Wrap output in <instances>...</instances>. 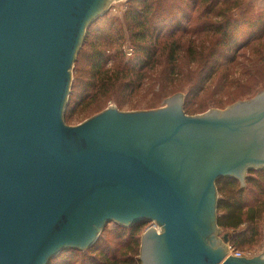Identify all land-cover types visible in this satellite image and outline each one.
Returning <instances> with one entry per match:
<instances>
[{
  "label": "water",
  "instance_id": "1",
  "mask_svg": "<svg viewBox=\"0 0 264 264\" xmlns=\"http://www.w3.org/2000/svg\"><path fill=\"white\" fill-rule=\"evenodd\" d=\"M110 1L0 0V264L86 250L112 221L160 225L142 236L143 264H264L202 238L219 229L217 180L264 169V91L197 116L178 94L64 124L77 47Z\"/></svg>",
  "mask_w": 264,
  "mask_h": 264
},
{
  "label": "rangeland",
  "instance_id": "2",
  "mask_svg": "<svg viewBox=\"0 0 264 264\" xmlns=\"http://www.w3.org/2000/svg\"><path fill=\"white\" fill-rule=\"evenodd\" d=\"M128 1L111 0L106 13L100 18V23L109 22V24L113 23L116 28H122L120 37L115 34L111 35L113 49L107 53L109 61L105 67L106 70L115 67L114 53L119 51V57L124 61L131 60L134 55V48L124 24ZM211 1L202 0L195 5L191 0H158L159 9L163 12L162 19L165 22L161 25L164 30L160 44L163 52L145 77L138 79L140 85L133 90L130 88L125 91L126 86L124 85L128 84L130 78L123 76L124 82L118 84L115 90L109 93L105 90L97 98L77 104L74 98L70 97V93L72 84L77 83L78 73L75 61L80 59L78 56L84 44L87 28L85 36L81 37L76 59L69 71V88L65 99L67 105L62 115L64 124L68 127H76L112 108L122 112L161 109L166 107L169 99L178 94L182 95L184 107L188 90L197 83H203L201 85L204 87L202 92L196 94L197 97L191 100L192 109L186 113L190 116L203 115L214 110L224 111L264 91V31L263 34L257 31L259 26L264 25V0H214L212 4ZM227 21L230 22V26L232 23L237 24L238 28L229 33L226 31L227 28L229 30L226 25ZM246 21L254 27L248 28L249 23ZM175 27H177L175 37H169L167 33ZM219 28H222L227 35L224 36ZM230 39L235 42L232 48L229 46ZM104 47L105 45L102 46ZM174 50L177 52L172 55ZM86 52H92V49L88 46ZM220 54L223 55L219 56ZM207 63L217 66L212 78L205 77L207 71L204 72V67ZM84 68L85 77L88 79L89 65L85 60L80 65V69ZM133 79L136 78L133 77ZM246 177L243 185L239 183L241 187L246 186ZM216 197L217 203L220 199L226 198V195L220 192L219 187ZM220 214L221 211L217 210L216 216ZM151 226L156 232L162 233V228L157 222L150 221L143 225L137 257L140 260L138 264H143L141 261L142 236ZM255 226L256 235L251 238L249 235L245 243L242 241L246 237L243 240L242 237L236 239L233 230L227 231L219 226V229L202 238L208 246L213 247L210 243H216L213 249L221 247L224 252H227V246L230 244L248 255L249 258L264 256V214ZM106 227L102 237L108 238V242L115 241L119 245L127 242L128 231L126 230L129 227L113 221ZM246 228L247 225H243L237 232L242 233ZM119 233H121L120 238L117 236ZM225 235L228 236L227 244L223 241Z\"/></svg>",
  "mask_w": 264,
  "mask_h": 264
},
{
  "label": "trees",
  "instance_id": "3",
  "mask_svg": "<svg viewBox=\"0 0 264 264\" xmlns=\"http://www.w3.org/2000/svg\"><path fill=\"white\" fill-rule=\"evenodd\" d=\"M191 1L197 5L202 0ZM162 14L158 0L128 1L124 24L134 48V55L131 60L124 61L123 58L119 57V51L114 53L115 67L108 70L105 67L109 61L107 53L113 49L111 35L115 34L120 37L122 28H116L113 23L109 24V22L100 23L102 16L94 20L88 27L84 44L79 52L78 58L80 59L75 61L78 77L77 83L75 85L72 84L70 97L74 98L77 104H83L86 101L97 98L105 90L106 93L115 90L118 84L124 82L123 76L130 78L128 84L124 85L126 86L125 91L138 87L140 85L139 80L144 78L153 68L163 52L160 47L164 32L161 25L165 23L162 19ZM229 23L228 21L226 22L229 27V30L227 28L226 31L229 33L231 30L238 28L237 24L232 23V26H230ZM250 26L254 27L249 23L248 28ZM176 28L167 33L169 37H175ZM219 31L224 33L222 28H219ZM257 31L263 34L264 25L263 27L259 26ZM225 35L227 33H224ZM101 40L102 44L100 45ZM103 44L105 45L104 48H102ZM229 44L230 48H232L235 42L230 39ZM88 46L92 49V52H86ZM176 52L174 50L172 55ZM213 55L216 56V54ZM222 55L220 54L219 56ZM81 59L85 60L89 65V68H87L90 75L88 79L85 77V68L83 70L80 69L83 61ZM209 65L207 63L204 67V72L207 71L205 77L212 78L217 66ZM83 74L84 76H82ZM133 77L136 79H133ZM201 84L203 83H197L188 90L183 107L185 113L192 109L191 100L197 97L196 94L202 92L204 85ZM238 181L234 177H222L216 182V187H219L220 192L226 195V198L220 199L217 203V210L221 211V214L217 217V225L227 231L233 230L236 239L242 237L243 240L246 237L242 241V243H245L249 239L247 238L249 235L250 238L256 235V222L264 214V169L248 172L245 187H241ZM146 223H137L127 228V230L125 229L128 231V238L127 242L121 245L115 241L108 242V238L102 237L106 227L95 244L90 248L86 250H64L52 259L49 264H138L140 262L137 257L139 256L141 229ZM243 225H247L246 230L238 233L237 231ZM120 234L117 235L119 238ZM232 246L237 249L234 245Z\"/></svg>",
  "mask_w": 264,
  "mask_h": 264
},
{
  "label": "built area",
  "instance_id": "4",
  "mask_svg": "<svg viewBox=\"0 0 264 264\" xmlns=\"http://www.w3.org/2000/svg\"><path fill=\"white\" fill-rule=\"evenodd\" d=\"M227 256H234L237 258H242V257H248V255H246L245 253L235 249L233 246H231L230 244H228L227 246Z\"/></svg>",
  "mask_w": 264,
  "mask_h": 264
},
{
  "label": "flooded vegetation",
  "instance_id": "5",
  "mask_svg": "<svg viewBox=\"0 0 264 264\" xmlns=\"http://www.w3.org/2000/svg\"><path fill=\"white\" fill-rule=\"evenodd\" d=\"M216 211H217V209H216Z\"/></svg>",
  "mask_w": 264,
  "mask_h": 264
}]
</instances>
